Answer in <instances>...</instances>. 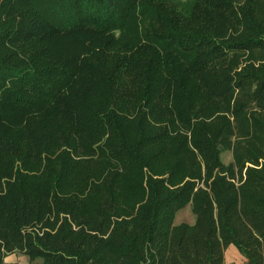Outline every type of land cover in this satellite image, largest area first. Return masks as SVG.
<instances>
[{
  "label": "trees",
  "instance_id": "16d2710c",
  "mask_svg": "<svg viewBox=\"0 0 264 264\" xmlns=\"http://www.w3.org/2000/svg\"><path fill=\"white\" fill-rule=\"evenodd\" d=\"M231 244L264 264V0H0V264Z\"/></svg>",
  "mask_w": 264,
  "mask_h": 264
},
{
  "label": "rangeland",
  "instance_id": "374dc122",
  "mask_svg": "<svg viewBox=\"0 0 264 264\" xmlns=\"http://www.w3.org/2000/svg\"><path fill=\"white\" fill-rule=\"evenodd\" d=\"M223 159L226 163L232 161V152L226 151L223 153ZM196 220V215L192 210V205L188 204L178 211L175 219V224L187 222L193 224ZM226 264H240L245 260L243 252L235 245L231 244L225 252ZM5 264H41V259L30 262L29 258L20 252H15L5 258Z\"/></svg>",
  "mask_w": 264,
  "mask_h": 264
}]
</instances>
